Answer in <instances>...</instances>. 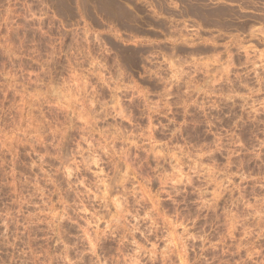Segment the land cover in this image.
Instances as JSON below:
<instances>
[{
  "label": "rangeland",
  "instance_id": "obj_1",
  "mask_svg": "<svg viewBox=\"0 0 264 264\" xmlns=\"http://www.w3.org/2000/svg\"><path fill=\"white\" fill-rule=\"evenodd\" d=\"M0 264H264V0H0Z\"/></svg>",
  "mask_w": 264,
  "mask_h": 264
},
{
  "label": "crops",
  "instance_id": "obj_2",
  "mask_svg": "<svg viewBox=\"0 0 264 264\" xmlns=\"http://www.w3.org/2000/svg\"><path fill=\"white\" fill-rule=\"evenodd\" d=\"M224 3H227L228 2V0H222Z\"/></svg>",
  "mask_w": 264,
  "mask_h": 264
}]
</instances>
